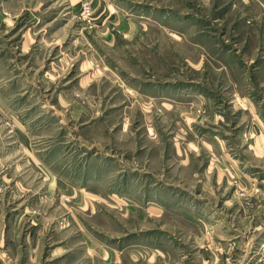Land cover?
<instances>
[{
    "label": "rangeland",
    "instance_id": "374dc122",
    "mask_svg": "<svg viewBox=\"0 0 264 264\" xmlns=\"http://www.w3.org/2000/svg\"><path fill=\"white\" fill-rule=\"evenodd\" d=\"M0 0V264H264V0Z\"/></svg>",
    "mask_w": 264,
    "mask_h": 264
},
{
    "label": "crops",
    "instance_id": "0c3cea01",
    "mask_svg": "<svg viewBox=\"0 0 264 264\" xmlns=\"http://www.w3.org/2000/svg\"><path fill=\"white\" fill-rule=\"evenodd\" d=\"M78 2L81 0H77ZM91 3L93 9L97 12L96 15L104 14L106 13L109 9L110 6L113 8L111 10H116L115 5L110 2L109 0H86Z\"/></svg>",
    "mask_w": 264,
    "mask_h": 264
},
{
    "label": "built area",
    "instance_id": "2783aa9c",
    "mask_svg": "<svg viewBox=\"0 0 264 264\" xmlns=\"http://www.w3.org/2000/svg\"><path fill=\"white\" fill-rule=\"evenodd\" d=\"M81 7H82V11L85 15H89L92 13V5L90 2L86 1V0H81L80 1Z\"/></svg>",
    "mask_w": 264,
    "mask_h": 264
}]
</instances>
